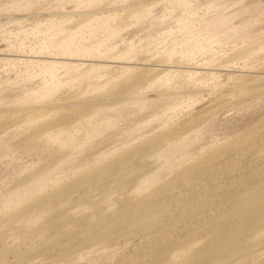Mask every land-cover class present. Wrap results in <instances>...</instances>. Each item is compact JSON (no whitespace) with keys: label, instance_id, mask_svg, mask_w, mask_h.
I'll return each instance as SVG.
<instances>
[{"label":"rangeland","instance_id":"1","mask_svg":"<svg viewBox=\"0 0 264 264\" xmlns=\"http://www.w3.org/2000/svg\"><path fill=\"white\" fill-rule=\"evenodd\" d=\"M260 67H264V0H0V120L18 115L12 111L70 97L115 96L123 78L138 72L156 76L136 89L139 98L108 100L91 115L83 113L76 126L56 129L54 118L65 114L58 108L27 119L16 116L15 122L2 128L0 208L4 209L0 215L15 205L6 204L16 195L28 205L27 196L40 190L38 185L44 181L40 179L46 177L42 191L47 184L50 190L54 178L65 181L93 156L119 152L155 132L189 122L206 108L216 109L218 99L232 97L228 90ZM262 98L264 93L249 103ZM241 109L213 112L208 124L199 127L198 136L188 140L192 151H206L214 142L239 134L260 113ZM37 116L45 117L43 124ZM210 124L215 127L213 133L208 130ZM37 130L38 149L30 150L26 139ZM48 147L55 154L71 147V155L79 156L64 157L62 161L66 158L70 163L54 165ZM81 158L83 162L77 163ZM67 162L73 165L69 169ZM119 248L89 254L87 261L67 263L43 257L30 263L116 264L129 250L127 245Z\"/></svg>","mask_w":264,"mask_h":264},{"label":"bare ground","instance_id":"2","mask_svg":"<svg viewBox=\"0 0 264 264\" xmlns=\"http://www.w3.org/2000/svg\"><path fill=\"white\" fill-rule=\"evenodd\" d=\"M152 76L146 71L128 75L115 96L70 97L12 111L18 115L0 120V130L15 122L16 116L27 119L30 114L42 115L58 108L65 114L55 117L53 125L76 126L83 113L91 115L108 100L139 98L136 89ZM228 91L232 97L220 95L223 99L218 97L216 109L206 108L189 122L155 132L102 158L92 155L70 178H64V172L65 181L47 178L54 183L50 190L46 188L48 180L43 191V185L40 187L46 177L40 179L43 182L38 180L40 190L33 191L40 193L26 195L28 205L23 203L27 202L24 196V201L19 195L9 198L6 205H15L0 215V264H31L43 257L71 263L101 251L113 253L123 245L129 247L128 253L116 264H264V98L249 103L264 93V67L251 71ZM235 108L260 113L239 134L214 142L206 151H201V146V152L192 151L188 140L198 136L199 127L212 113ZM44 119L37 116L38 122ZM208 130L213 133L215 127L210 124ZM38 134L37 130L26 139L30 150L38 149ZM51 147L45 150L54 165L80 150L71 155L73 151L67 147L59 155ZM69 163L61 166L69 169L73 166ZM46 167L41 166L45 171Z\"/></svg>","mask_w":264,"mask_h":264}]
</instances>
